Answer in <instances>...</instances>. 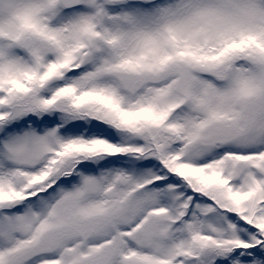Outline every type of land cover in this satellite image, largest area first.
I'll return each instance as SVG.
<instances>
[{"label": "snow or ice", "instance_id": "obj_1", "mask_svg": "<svg viewBox=\"0 0 264 264\" xmlns=\"http://www.w3.org/2000/svg\"><path fill=\"white\" fill-rule=\"evenodd\" d=\"M0 264H264V0H0Z\"/></svg>", "mask_w": 264, "mask_h": 264}]
</instances>
